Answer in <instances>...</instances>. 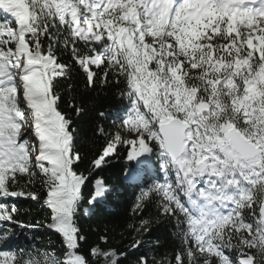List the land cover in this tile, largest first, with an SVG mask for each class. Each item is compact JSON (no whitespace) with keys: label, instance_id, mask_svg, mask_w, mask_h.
<instances>
[{"label":"snow or ice","instance_id":"6c2138e0","mask_svg":"<svg viewBox=\"0 0 264 264\" xmlns=\"http://www.w3.org/2000/svg\"><path fill=\"white\" fill-rule=\"evenodd\" d=\"M74 74L121 105L114 131L94 129L104 144L87 174L72 119L84 101L62 93ZM121 150L155 175L94 179ZM129 186L128 250L107 234L88 245L83 203ZM25 201L48 220H23ZM162 223L179 244L149 260ZM40 229L60 247L37 244ZM0 264H264V0H0Z\"/></svg>","mask_w":264,"mask_h":264},{"label":"trees","instance_id":"16d2710c","mask_svg":"<svg viewBox=\"0 0 264 264\" xmlns=\"http://www.w3.org/2000/svg\"><path fill=\"white\" fill-rule=\"evenodd\" d=\"M69 84L75 91H68L67 86ZM62 93L65 96L66 102L70 99L71 95L78 97V104L81 100L84 101L83 113L79 116L72 113V119L74 121L73 127L76 129L77 147L83 157L80 170L87 174V168L90 165L91 159L104 144V139L97 136L94 133V129L98 125H103L106 129L114 131L111 127L112 121L121 107L117 98V92L111 87L101 88L98 86L95 91L85 89L83 79L78 74H74L65 83ZM101 111L106 114L103 119L98 115ZM133 167L134 161L125 160L123 158V151L121 150L120 156L113 158L108 167L96 171L94 179L103 177L115 183L118 176L122 175V169ZM136 170L142 178L151 177L156 172L155 161L145 162ZM91 187L92 185L89 184L88 189H91ZM136 191L134 187L129 186L125 189L124 195L120 198L119 202L110 200L98 208L91 210L87 203H83L80 213L76 217V223L80 227L82 234L87 237L88 245L97 242L100 235L107 234L112 247L118 248L121 251L128 250L132 237L128 235L130 230L127 228V224L134 220L132 206ZM85 195L87 196V191H85ZM19 208L20 216L25 221L46 222L48 220L47 209L37 206L36 202H22L19 204ZM86 211L87 214H85ZM149 216H156L155 208H150L145 218ZM29 235L27 230H17L16 243L21 247L26 246L29 243L27 239ZM36 235L38 236L37 244H51L57 248L60 247V238L55 234L40 229ZM145 239L152 241V244H146L144 246L145 255H147L149 260L153 258L163 260L170 257L179 244V241L174 235V230L166 223L159 225L153 224L152 235L145 237ZM147 249L152 250L148 251Z\"/></svg>","mask_w":264,"mask_h":264},{"label":"rangeland","instance_id":"374dc122","mask_svg":"<svg viewBox=\"0 0 264 264\" xmlns=\"http://www.w3.org/2000/svg\"><path fill=\"white\" fill-rule=\"evenodd\" d=\"M145 162H148V161H144L143 163H145ZM142 163V164H143ZM134 164L138 167L139 165H141V164H137V162L136 161H134Z\"/></svg>","mask_w":264,"mask_h":264}]
</instances>
